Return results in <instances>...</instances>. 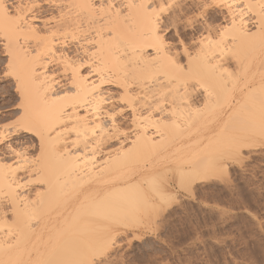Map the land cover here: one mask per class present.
<instances>
[{
	"label": "bare ground",
	"instance_id": "6f19581e",
	"mask_svg": "<svg viewBox=\"0 0 264 264\" xmlns=\"http://www.w3.org/2000/svg\"><path fill=\"white\" fill-rule=\"evenodd\" d=\"M0 51L17 100L0 125V264L106 252L101 220L140 201L165 212L186 181L219 178L223 128L264 136V0H0ZM173 164L180 179L145 196Z\"/></svg>",
	"mask_w": 264,
	"mask_h": 264
},
{
	"label": "rangeland",
	"instance_id": "374dc122",
	"mask_svg": "<svg viewBox=\"0 0 264 264\" xmlns=\"http://www.w3.org/2000/svg\"><path fill=\"white\" fill-rule=\"evenodd\" d=\"M168 37L177 44L178 39L173 32L169 33ZM177 47L180 48V45ZM2 69L1 67L0 75ZM7 82L3 79L0 81V107L4 109L5 106L0 112V125L13 123L16 119L15 114H12L13 107H6L9 103L13 104L17 101L16 99L12 101L7 93L9 89ZM228 102L229 99H224L223 106H227ZM239 126L234 123L229 128H223L224 131L221 132L219 140L224 142L223 145L228 142L229 145L231 143L234 146L228 151L223 150L224 147L220 145L222 150L219 149L221 152L219 151L218 157L219 161L221 158L223 169L219 178L196 184L192 194L187 190L191 183L186 181L182 190L177 192V199L167 210L168 212H153L145 202L140 201L137 212L132 216L129 215L130 217L118 216L112 218V221L109 219L108 222L101 220L99 226L106 225L114 232L109 236L111 238L107 241L109 248H106V252L92 242L90 249L93 250L88 249L90 251L88 255H84L83 248L78 253L74 252V255L78 256L75 259L78 260H66L63 263L264 264V136L261 138L259 134L241 132L238 130ZM232 136L235 137L233 143ZM243 141L250 143L254 141V146L246 148L242 146ZM196 147L198 148L197 145ZM35 149L29 151L28 158L29 162L33 161L32 164H37L40 160L39 151ZM189 149L195 152L193 149L196 148L192 149L190 146ZM187 150H184L185 153L180 151V154H177V152L174 157L176 159L180 157L182 160L188 157L191 159L195 157L196 160L197 156L201 157L199 151H196L198 155L193 156L196 154L193 153L191 156L192 152L189 150L186 154ZM203 156H205L204 151ZM202 157L200 161L199 158L196 160L199 161L197 164H203ZM31 163H28V166H31ZM177 167L173 164L159 176L153 187L146 186L143 192L145 196L155 193L151 191H157L166 182L180 179ZM134 215L137 217H133ZM97 231H94V239L99 236ZM99 250H103V253ZM51 252L58 254L56 250L50 251V254ZM81 252L90 261H84L87 258L84 256V259L81 258ZM60 253L63 255V251ZM43 259L41 257L39 261ZM79 260L80 262L77 263Z\"/></svg>",
	"mask_w": 264,
	"mask_h": 264
},
{
	"label": "snow or ice",
	"instance_id": "6c2138e0",
	"mask_svg": "<svg viewBox=\"0 0 264 264\" xmlns=\"http://www.w3.org/2000/svg\"><path fill=\"white\" fill-rule=\"evenodd\" d=\"M165 7H171V5H167V4L166 5H161L160 6V10L163 11L165 9ZM233 23H235V21H233ZM9 74L10 73H4V75H9ZM100 103H107V101L101 99ZM97 111H102V109L100 108L99 104L97 105ZM124 111H125L124 107H120L118 113L114 109L110 110L108 118L111 120L113 126H115L117 115H120L121 118H122ZM132 111H135V109L133 108Z\"/></svg>",
	"mask_w": 264,
	"mask_h": 264
}]
</instances>
